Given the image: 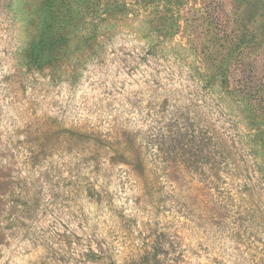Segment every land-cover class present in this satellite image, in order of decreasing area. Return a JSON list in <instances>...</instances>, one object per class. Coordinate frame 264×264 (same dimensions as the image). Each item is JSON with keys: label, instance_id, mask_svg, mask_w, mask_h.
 <instances>
[{"label": "rangeland", "instance_id": "1", "mask_svg": "<svg viewBox=\"0 0 264 264\" xmlns=\"http://www.w3.org/2000/svg\"><path fill=\"white\" fill-rule=\"evenodd\" d=\"M164 258L264 264V0H0V264Z\"/></svg>", "mask_w": 264, "mask_h": 264}, {"label": "trees", "instance_id": "2", "mask_svg": "<svg viewBox=\"0 0 264 264\" xmlns=\"http://www.w3.org/2000/svg\"><path fill=\"white\" fill-rule=\"evenodd\" d=\"M166 254H167V253H166ZM164 264H177V261L174 260V259H170V260H168V259H165V258H164ZM178 264H180V263H178Z\"/></svg>", "mask_w": 264, "mask_h": 264}]
</instances>
